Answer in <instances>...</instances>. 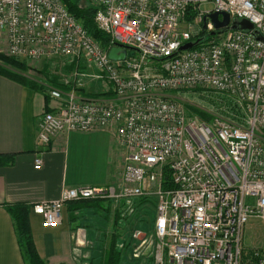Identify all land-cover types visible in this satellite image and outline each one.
<instances>
[{
	"label": "built area",
	"instance_id": "obj_1",
	"mask_svg": "<svg viewBox=\"0 0 264 264\" xmlns=\"http://www.w3.org/2000/svg\"><path fill=\"white\" fill-rule=\"evenodd\" d=\"M89 1L97 28L110 36L106 48L62 0H0V53L29 61L63 57L75 65L78 86L89 76L105 88L102 96L84 97L67 80L69 90L49 86L54 105L37 120L40 144L47 147L59 132L109 127L125 151L114 182L64 186L57 199L30 209L51 228L72 201L108 200L125 216L154 196L151 264H264V241L242 251L248 221H264V40L252 30L215 29L206 17L245 18L264 37V0ZM187 42L196 43L180 50ZM116 43L129 48L114 61L108 50ZM180 92L206 98L208 117L174 97ZM40 163L35 158L34 167ZM83 236L77 228L76 243Z\"/></svg>",
	"mask_w": 264,
	"mask_h": 264
},
{
	"label": "crops",
	"instance_id": "obj_2",
	"mask_svg": "<svg viewBox=\"0 0 264 264\" xmlns=\"http://www.w3.org/2000/svg\"><path fill=\"white\" fill-rule=\"evenodd\" d=\"M71 67L74 69L75 65L68 63L67 69ZM79 69L84 71V64ZM91 80V88L78 89V93L84 97L102 96L95 90L101 81ZM47 91L0 75V155H12L11 162L0 164V264H24L8 211V206L15 204L29 206L31 236L43 260L48 264L84 261L77 256L81 247L76 243L80 216L72 219V214H78L71 211L72 205L64 206L61 224L51 228L43 227L40 215L30 207L57 199L64 186L110 184L124 163L125 151L116 144L114 131L109 127L59 132L47 147L42 146L36 137V123L42 112L54 105ZM37 157L41 163L35 168Z\"/></svg>",
	"mask_w": 264,
	"mask_h": 264
},
{
	"label": "rangeland",
	"instance_id": "obj_3",
	"mask_svg": "<svg viewBox=\"0 0 264 264\" xmlns=\"http://www.w3.org/2000/svg\"><path fill=\"white\" fill-rule=\"evenodd\" d=\"M80 5L92 4L89 0H75ZM204 8H208L205 6ZM129 52L138 54L134 49ZM19 60V59H18ZM26 64L21 74L31 80L37 88L49 89V86L56 87L51 80H62L59 82H69L79 89L91 88V79L89 76L81 77V86H78L77 78L73 75L74 69H67L68 63L63 57H54L50 60H20ZM158 65H160L158 63ZM85 72L88 74L95 73L91 66L84 65ZM53 84V85H52ZM95 90L102 94L105 90L103 84L98 83ZM182 104L188 106L197 114H205L208 117L207 108L210 107L209 101L197 94L178 93L174 94ZM156 198L151 196L150 199L138 200L134 211L123 216L117 204L108 200H97L96 206H83L77 208L80 218L77 225L83 229L84 242L78 249L77 256L84 261L79 264H99L109 243L113 242L115 248L119 250L115 264H151L152 252L155 241L153 225L155 218L154 201ZM70 203V202H69ZM72 205V203H70ZM140 232L138 237L134 234ZM146 238L144 246L139 242ZM264 241V221L259 219H250L244 227L242 234V251L249 253L255 247L262 245ZM134 252H139L138 257H134Z\"/></svg>",
	"mask_w": 264,
	"mask_h": 264
},
{
	"label": "trees",
	"instance_id": "obj_4",
	"mask_svg": "<svg viewBox=\"0 0 264 264\" xmlns=\"http://www.w3.org/2000/svg\"><path fill=\"white\" fill-rule=\"evenodd\" d=\"M62 2L69 13L83 25L86 31L99 42L102 47L106 48L109 46L111 41L110 36L98 29L94 22L96 7L93 4L80 5L75 0H62ZM24 69H26L24 61L0 53V75L28 85L31 88H37L31 80L25 78L24 75L21 74ZM51 81L56 87L64 91L70 89V85H65L55 80ZM201 116L207 118L206 114H201ZM11 160L12 155H0V164L9 163ZM166 178H168V174ZM95 201L97 200L72 201L70 202L72 203L71 211L83 206H96L98 203ZM8 211L14 222L17 242L24 264H48L39 256L31 236L28 222L29 206L25 204H15L8 206ZM78 216V214H72V219L76 220ZM118 254L119 250L115 248L114 243H109L99 264H115Z\"/></svg>",
	"mask_w": 264,
	"mask_h": 264
},
{
	"label": "water",
	"instance_id": "obj_5",
	"mask_svg": "<svg viewBox=\"0 0 264 264\" xmlns=\"http://www.w3.org/2000/svg\"><path fill=\"white\" fill-rule=\"evenodd\" d=\"M206 17L211 21L215 29L231 27L232 29L252 30L251 34L254 38L264 40V37L261 36L257 30H253V24L245 18L240 20L234 18L231 20L230 16L226 12H211ZM195 43L196 42H187L180 47V50L191 48ZM128 48V46L116 43L114 46L109 48L108 57L114 61L122 60L125 58Z\"/></svg>",
	"mask_w": 264,
	"mask_h": 264
}]
</instances>
